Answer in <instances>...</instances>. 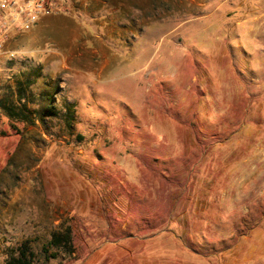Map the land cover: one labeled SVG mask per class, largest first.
I'll use <instances>...</instances> for the list:
<instances>
[{
    "label": "rangeland",
    "instance_id": "374dc122",
    "mask_svg": "<svg viewBox=\"0 0 264 264\" xmlns=\"http://www.w3.org/2000/svg\"><path fill=\"white\" fill-rule=\"evenodd\" d=\"M80 12L0 57V97L30 75L60 113L0 112V264L25 242L35 264H264V0ZM59 227L74 252L45 261Z\"/></svg>",
    "mask_w": 264,
    "mask_h": 264
},
{
    "label": "trees",
    "instance_id": "16d2710c",
    "mask_svg": "<svg viewBox=\"0 0 264 264\" xmlns=\"http://www.w3.org/2000/svg\"><path fill=\"white\" fill-rule=\"evenodd\" d=\"M34 78L25 75L17 81L12 92L0 97V112L8 119L11 129H15V123L33 124L38 121L45 124L46 118L59 116L50 93L42 92L36 95L32 91ZM36 109H29V106ZM20 134V133H15ZM73 237L70 228H57L50 233V238L41 247V256L45 261L69 258L74 252ZM6 264H35L34 255L30 252L28 242L16 250H10Z\"/></svg>",
    "mask_w": 264,
    "mask_h": 264
},
{
    "label": "built area",
    "instance_id": "2783aa9c",
    "mask_svg": "<svg viewBox=\"0 0 264 264\" xmlns=\"http://www.w3.org/2000/svg\"><path fill=\"white\" fill-rule=\"evenodd\" d=\"M86 0H0V57L13 58L11 43L32 31L49 17L81 16Z\"/></svg>",
    "mask_w": 264,
    "mask_h": 264
},
{
    "label": "crops",
    "instance_id": "0c3cea01",
    "mask_svg": "<svg viewBox=\"0 0 264 264\" xmlns=\"http://www.w3.org/2000/svg\"><path fill=\"white\" fill-rule=\"evenodd\" d=\"M37 27V26H36ZM217 48V47H216ZM216 53H217V55L215 56V55H213V62H214V64H216V65H218L217 66V68H218V70H216L215 72L216 73H218V74H224V71H222V69H220V67H221V65H222V63L223 62H221L220 61V59L222 58H224V57H226V50H224L223 48H222V51H220V49H217V51H216ZM220 54V55H219ZM222 55V56H221ZM249 57H251V55L249 56ZM214 58H218V60L215 62V59ZM242 62H244L245 64H246V61H242ZM247 65V64H246ZM214 73V72H213Z\"/></svg>",
    "mask_w": 264,
    "mask_h": 264
}]
</instances>
